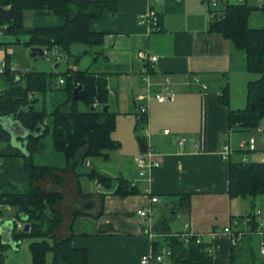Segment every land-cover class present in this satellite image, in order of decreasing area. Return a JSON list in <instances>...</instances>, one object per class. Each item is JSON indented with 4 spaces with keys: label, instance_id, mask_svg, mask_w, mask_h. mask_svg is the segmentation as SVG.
Here are the masks:
<instances>
[{
    "label": "crops",
    "instance_id": "obj_1",
    "mask_svg": "<svg viewBox=\"0 0 264 264\" xmlns=\"http://www.w3.org/2000/svg\"><path fill=\"white\" fill-rule=\"evenodd\" d=\"M115 1V11L104 8L99 16L89 19L90 30L102 32V41L90 46L82 43L84 46L75 55L86 49L78 65L89 55L83 67L105 77L108 109L116 119L112 136L119 145L107 150L106 155L88 157L82 167H95L126 179L137 191L121 195L114 187H106L87 175L77 180L74 172L67 170L63 174L64 193L60 191L63 221L56 229L57 236L69 237L74 247H86L88 264H142L141 256L152 252L154 239L185 230L208 242L212 264H233L234 247L244 240L257 245L260 253L257 234H246L233 244L223 229L232 216L251 212L255 207L264 211V193L255 197L230 195V161L221 154L222 145L228 143L233 160L245 156L249 161L264 162V130H260L263 122L251 131L231 127L229 110L240 107L233 108L229 100L219 99L223 86L228 85L229 90L233 85L232 74L248 71L245 51L212 28L208 0ZM149 8L159 15L156 29L138 22V15ZM77 11L78 6L70 2L68 16L74 17ZM28 12L31 25L65 21L63 15L51 9ZM139 49L157 56L151 72L155 83L152 89H158L156 82L168 77L174 89L172 99L137 97L146 93L140 79L141 60L136 54ZM141 102L147 103V119L142 125ZM165 128L170 132H164ZM249 134L256 136L255 148L245 152L240 142ZM181 136L185 140L178 143ZM140 154L158 161L144 175L137 165ZM72 181L75 187L70 186ZM28 189L29 174L23 159L0 156V191ZM185 193L189 194V202L183 206L180 195ZM151 196H157L159 201L151 202ZM148 205L155 208V213L139 216L137 209ZM169 208L184 219L182 229L170 228ZM7 230L8 226L4 227V232ZM2 237L0 233V250L9 247ZM19 244L12 249L18 250ZM29 253L21 257L8 252L4 257L0 251V264H31L30 246Z\"/></svg>",
    "mask_w": 264,
    "mask_h": 264
},
{
    "label": "trees",
    "instance_id": "obj_2",
    "mask_svg": "<svg viewBox=\"0 0 264 264\" xmlns=\"http://www.w3.org/2000/svg\"><path fill=\"white\" fill-rule=\"evenodd\" d=\"M218 1L222 2L221 6L216 5ZM70 2L78 6V11L72 18L68 16ZM216 4L210 3L212 28L220 31L245 51L247 70L257 74L247 81L246 105L229 110L231 127L241 131H251L264 119V5H253L247 0H217ZM104 8L115 11L116 1L0 0V30L3 34L14 36L27 34V39L22 41L27 46H42L48 51L58 46L70 53V46L74 43L80 42L90 46L102 41V32L90 30L89 19L99 16ZM33 9H51L55 14L63 15L65 21L57 25H27L26 13ZM256 10L261 12L262 23L252 25L250 16ZM5 43L7 41L0 39V45ZM86 51L85 49L76 56L73 55L71 64L76 67L70 65L66 77H63L64 83L68 82L70 96L52 112L53 141L56 148L64 152L67 160L63 168L37 165L32 161L33 151L44 147L43 140L40 141L39 138L47 131L46 121L44 123L46 111L35 109L32 104L28 112L16 117L23 127L31 131H39L43 126L41 134L28 135L27 153L11 141V133L3 127L1 121L2 117L10 115L19 107L27 106L33 98V92L46 89V72L32 71L20 77L19 71L11 69L7 55L4 70L0 72L4 83V87L0 88V156H20L23 159V167L29 174V189L26 192L0 191V214L5 212L4 204H9L19 220L24 223L29 222L28 230L24 228L17 230L13 227V236L17 240L26 236L32 238L29 243L32 253L31 264H88L86 247H74L69 237H59L56 234V229L63 221V213L56 207L55 201L61 198L62 194L58 191L44 192L35 183L37 180L50 176L58 183H63L65 180L63 174L71 169L77 180L80 175H87L97 183L114 187V191L121 195L137 191L136 186L131 185L128 180L113 177L95 167L87 168L85 171L80 170L88 157L106 155L107 150L119 145L112 136L116 124L115 113L109 109L102 110L109 96L105 77L96 74L88 66L78 65ZM22 78L25 79L26 84L22 83ZM77 85L82 87L78 97L75 98L72 91ZM228 93V85H224L219 99L227 102ZM79 102H82V108ZM94 103L98 106L91 109L90 106ZM146 119L147 113L141 112L140 124L142 125ZM21 133L17 138L23 140ZM228 159L230 195L255 197L264 193V162L249 161L247 158L243 159V156L234 160L231 157ZM246 161L248 165H245ZM181 196V204L187 205L189 194L185 193ZM253 225L255 226L256 222H253ZM181 232L177 231L154 239L153 251H156L159 244L164 241L171 249L165 264H212V251L208 242H198L195 235L185 239L181 236ZM231 259L235 264L234 252Z\"/></svg>",
    "mask_w": 264,
    "mask_h": 264
},
{
    "label": "rangeland",
    "instance_id": "obj_3",
    "mask_svg": "<svg viewBox=\"0 0 264 264\" xmlns=\"http://www.w3.org/2000/svg\"><path fill=\"white\" fill-rule=\"evenodd\" d=\"M216 5L221 6L222 2L218 1ZM260 17V10L253 11V14L250 18V23L252 25L261 24L262 21L259 20ZM31 23L32 20L30 19L29 12L27 11L25 16V24L31 25ZM15 37L16 36L10 34L1 35V41H7V43L0 45V64L1 60L5 59V56L7 55L10 60V66L20 72V77H22V74H26L32 71H43L46 72L47 78L46 89L44 91H35L32 93L33 97L39 98L34 103V108L46 111L44 123L46 121L47 125V131L45 135L39 138L40 141L43 140L44 147L41 150L36 149L33 151L32 161L37 165H46L57 168H63L66 166L67 160L64 152L56 148L53 141L54 118L52 112L57 105L66 101L70 96L68 82L59 83V79L62 77H66V71L68 67L72 65L70 59L76 56L75 53L77 52V49L84 46V44L80 42L74 43L70 46V53L67 50L57 46L49 51L46 50L49 54L48 57L40 54H37L36 56H31L30 46H27L22 42L27 39V34H22L21 36H19L21 38V42H15ZM88 57L89 55L83 57L79 65L83 66V63L87 61ZM13 76H15V74ZM256 76V73H251L250 71L238 72L235 75L232 74L233 85L230 84V88L228 90V100L230 101V104L233 108L244 107L246 105L247 81L249 78ZM1 78L2 75H0V88L4 87V83L2 82ZM22 83L26 84L24 78H22ZM79 105L81 108L83 107L82 102H79ZM15 124L16 131L18 133L22 132L20 125H18V123ZM80 170L85 171L86 169L80 167ZM45 177H48L49 179L47 178L45 180ZM38 182H41V184ZM35 183L38 184L44 192H60L64 188L62 187L63 183H58L55 178L50 176H44L43 178L37 180ZM92 185V187L94 188L95 184ZM70 186L75 187L73 181L71 182ZM67 190L69 191V189ZM62 192L64 193V191ZM62 197L63 196L61 195V198L56 199L55 201V205L59 210H61L60 202L63 200ZM170 211L172 212V208H169L168 212ZM171 215L172 216H170L167 221V223L170 225V228L172 230L182 229L184 219L179 218L178 214H175V212H172ZM31 239L32 238L28 236L23 237L20 240V248H18V250H13V247L9 244V247H5L0 251L4 253V257L6 256V254H8V252H10V254L12 255L17 253L21 257L29 255V242L31 241ZM233 252L235 255V264H264V254H262L261 252L259 253L257 251V245H253V243L251 242H246L244 240L241 244L237 243L234 247Z\"/></svg>",
    "mask_w": 264,
    "mask_h": 264
},
{
    "label": "built area",
    "instance_id": "obj_4",
    "mask_svg": "<svg viewBox=\"0 0 264 264\" xmlns=\"http://www.w3.org/2000/svg\"><path fill=\"white\" fill-rule=\"evenodd\" d=\"M211 4H216L217 0H209ZM258 5H264V0H259ZM138 22L146 24L150 26V28L156 29L159 27L160 19L158 13L149 8L138 15ZM3 35L0 30V37ZM137 57L141 60L140 67V79L146 86V93L143 95H138V98H145L148 100L151 96L158 101L170 100L174 96V89L171 86V80L168 77H164L156 82L158 84V89H152L153 80L151 77V72L153 70L154 63L157 59V56L149 53L146 49L137 50ZM6 62L5 59L1 60L0 64V72H3L4 66ZM11 69H13L11 67ZM59 83H64V78L59 79ZM203 87H206V84H202ZM142 112H147V103L141 102L139 106ZM264 130V119L263 126L260 129ZM146 129V133H147ZM164 132L169 133L170 130L168 128L164 129ZM185 138L183 136L177 138L178 143H183ZM256 136L253 134H249L241 139L240 145L248 150H253L255 148ZM221 154L225 159H228L231 154V147L228 143H224L221 147ZM243 159H246L243 156ZM137 165L140 169V174L144 175L146 170L152 166L158 165V161L151 159L147 155L140 154L137 157ZM151 202L159 201L157 196H151ZM11 206L9 204H4L3 209L5 212L0 214V223L5 221L6 219H12L14 222V227L18 229L24 228V222L19 220L13 213H11ZM155 213V208L153 206H143L137 209V214L142 217H149L150 215ZM253 222H256V225L253 227ZM224 232L230 235L231 241L233 244H236L244 235L249 233H255L259 236V250L262 254H264V211L260 207H255L251 212L232 216L230 218L229 224L224 226ZM195 235L196 240L202 241L200 236L197 234H192L191 232L182 231L181 236L187 239L189 236ZM171 254V249L166 242H161L156 251L144 253L141 256L142 264H165L169 259Z\"/></svg>",
    "mask_w": 264,
    "mask_h": 264
},
{
    "label": "water",
    "instance_id": "obj_5",
    "mask_svg": "<svg viewBox=\"0 0 264 264\" xmlns=\"http://www.w3.org/2000/svg\"><path fill=\"white\" fill-rule=\"evenodd\" d=\"M15 41L20 42L21 38L19 36L15 37ZM37 54L40 55H44L46 57L49 56L48 52L42 47V46H30V55L31 56H36ZM81 85H77L73 91H72V95L77 98L78 97V92L81 89ZM39 98L38 97H33L30 100V103L27 106H21L18 108V110L12 112L10 115L8 116H4L1 118L2 121V125L5 129H7L8 131H10L11 133V141L15 144L20 146L23 151H25L27 153L26 150V143L28 140V135L32 134L34 136H37L38 134H41L43 132V126H41L40 130H33L31 131L30 129H27L26 127H23L20 122L16 119V117L22 113H26L28 112L30 106L32 104H34ZM97 106L95 104H91L90 108L91 109H95ZM109 104L106 103L102 106V110L106 111L108 110ZM18 123V125H20L21 127V136L24 138L23 140L18 139V135L19 133L16 131V124ZM245 165H248V161L245 162ZM8 226V230L7 232H4V227ZM13 227H14V222L12 219H6L5 221L2 222L1 226H0V233L3 235L2 237V242L6 243V244H10L12 247H16L17 243L20 242V240H15L14 236H13ZM29 229V222L25 221L24 223V230H28ZM0 262H1V258H0Z\"/></svg>",
    "mask_w": 264,
    "mask_h": 264
}]
</instances>
